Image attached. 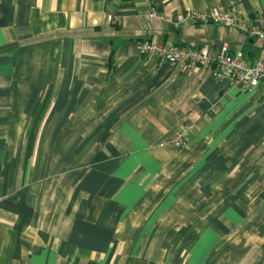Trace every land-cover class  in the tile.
I'll return each mask as SVG.
<instances>
[{
	"label": "crops",
	"instance_id": "crops-1",
	"mask_svg": "<svg viewBox=\"0 0 264 264\" xmlns=\"http://www.w3.org/2000/svg\"><path fill=\"white\" fill-rule=\"evenodd\" d=\"M232 6L264 25V0H0V264H264V83L136 49L264 59L237 28L172 22Z\"/></svg>",
	"mask_w": 264,
	"mask_h": 264
},
{
	"label": "built area",
	"instance_id": "built-area-1",
	"mask_svg": "<svg viewBox=\"0 0 264 264\" xmlns=\"http://www.w3.org/2000/svg\"><path fill=\"white\" fill-rule=\"evenodd\" d=\"M236 14L235 6L227 10H220L217 7H213L209 11L188 9L184 13L177 14L172 21L169 13H159L155 8H149L151 17L172 21L177 25L187 19L199 23H216L237 28L248 36L264 39V25L250 23L245 18L238 19ZM262 21H264L263 18ZM136 49L139 55L154 60L157 67L169 65L177 67L180 71L205 68L215 78H230L240 90H248L259 82L264 83V59H258L249 64L240 52H231L226 42L221 43L218 50L212 53L207 46L199 48L169 46L153 37L137 41Z\"/></svg>",
	"mask_w": 264,
	"mask_h": 264
}]
</instances>
